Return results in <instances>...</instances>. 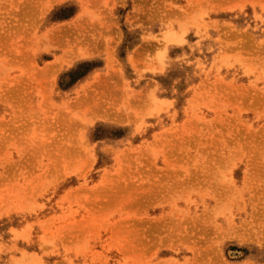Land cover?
Masks as SVG:
<instances>
[{
  "label": "rangeland",
  "instance_id": "1",
  "mask_svg": "<svg viewBox=\"0 0 264 264\" xmlns=\"http://www.w3.org/2000/svg\"><path fill=\"white\" fill-rule=\"evenodd\" d=\"M0 264H264V0H0Z\"/></svg>",
  "mask_w": 264,
  "mask_h": 264
}]
</instances>
